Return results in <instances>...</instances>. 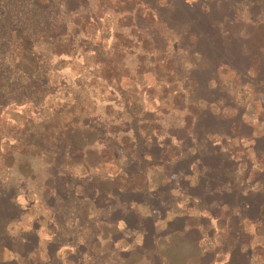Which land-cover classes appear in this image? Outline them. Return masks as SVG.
Instances as JSON below:
<instances>
[{"label": "trees", "instance_id": "16d2710c", "mask_svg": "<svg viewBox=\"0 0 264 264\" xmlns=\"http://www.w3.org/2000/svg\"><path fill=\"white\" fill-rule=\"evenodd\" d=\"M93 2L0 0V112L12 105L38 107L52 94L49 90L51 81L42 67L24 71L14 63L16 38L22 43L68 39L72 46L75 38L89 39L86 38L88 30L101 24L106 17L105 13H95ZM120 4H124V9L114 13H119L132 24L135 32L145 33L148 38L143 43L142 53L148 54L151 49L162 55L161 62L166 63L170 76L174 73L175 77L180 75L188 79L193 107H190L187 123L183 127L175 124L164 127L158 115L137 110L139 103L127 98L125 111L119 117L124 126L123 133L115 132L114 124L109 125L100 116H85L78 135L77 131L64 125L58 129V136L54 133L50 137L53 138L50 147L41 137L35 147L40 150L42 146L47 147L49 174L45 185L50 192L47 205L56 213V225L59 212L63 211L68 219L83 223L89 231L88 238L85 243L74 236L65 241L64 234L68 235V230L56 229L46 245L49 261L32 259L42 245L37 226L18 237L10 232L24 214L18 198L27 192L28 181L15 182L0 176V264H22L21 261L24 264H64L58 255L65 247L74 249V253L66 258L68 263L83 264L85 254L94 259L89 248L90 241L99 242L95 238L98 227L115 230L110 250L128 235L131 238L139 236L142 242L135 253L150 264H162L158 246L162 236L177 235L181 242L196 248L204 241L202 228H208L216 219L227 226L225 249L229 250V259L225 264H250L246 248L251 235L243 225L245 222L264 224V184L240 197L229 177L237 167V158L227 143L235 140L250 142L256 157L261 158L264 156V136H255L254 127L244 119L242 109L228 117L216 113L213 107L219 103L233 107L218 76L224 68L230 70L243 86L264 92V0H136L132 8L129 2L120 1ZM167 38H172L173 47ZM171 49L175 56L170 53ZM98 50L93 47L96 55ZM183 55L192 62L183 64ZM180 81L173 78L172 83ZM148 119L155 122L157 133L146 132L148 125L142 123L147 121L149 124ZM162 128L164 134L160 132ZM113 134L130 138L134 153L141 158L134 159L129 152L121 154L120 158L126 159V164L116 167L120 176L109 177L94 186L95 194L89 202L97 215L90 218L89 205L82 204L86 197L79 191L83 178L76 168L84 160L87 141L94 138L95 144L109 146V135ZM151 164L163 167L170 179H178L186 187L191 199L200 202L202 217L197 223L188 216L179 217L169 221L161 233L154 219L149 217L143 221L133 210V207L145 204L147 184L141 187L136 182L140 177L147 178L146 166ZM170 187L168 185L162 191ZM151 208L155 209L156 205L151 204ZM5 252L13 253L20 260H3ZM128 254L134 255V252ZM214 258L215 254L207 251L199 257V264H218Z\"/></svg>", "mask_w": 264, "mask_h": 264}, {"label": "rangeland", "instance_id": "374dc122", "mask_svg": "<svg viewBox=\"0 0 264 264\" xmlns=\"http://www.w3.org/2000/svg\"><path fill=\"white\" fill-rule=\"evenodd\" d=\"M93 1L95 13H105L106 17L101 24L88 30L86 38L89 39L82 41L74 37L75 44L72 46L68 39L22 43L16 38L12 55L14 63L24 71L42 67L51 81L49 90L52 94L38 107L32 104L12 105L0 112V176L15 182L28 181L27 192L18 198L24 214L10 228V232L12 236L18 237L22 232H29L37 226L42 245L31 257L43 262L49 261L46 245L56 229L68 230V235L63 233L65 241L74 236L81 243H85L89 232L81 221L73 222L63 211L59 212L60 219L56 225V213L47 205L50 192L45 184L49 174V155L45 148L53 143L50 140L53 138L50 137L54 133L58 136L60 126L68 125L78 135L85 116H100L109 125L114 124L115 132L123 133L124 126L121 125L119 117L125 111V100L129 98L139 103H136L137 110L158 115L164 127L170 124L183 127L191 112L190 107H193L189 99L191 85L187 83L188 79L180 75L175 77L174 73L170 76L166 63L161 62L162 55L155 54L151 49H148V54H143V43L148 40L146 34L139 35L132 28V24L122 19L119 13H114L125 7L120 1L129 2L132 8V3L136 4V0ZM137 8L138 6L135 7ZM166 37L168 35L165 33ZM81 42L87 44L82 45ZM167 42L171 47L174 46L172 38H167ZM89 43L92 51L87 47ZM95 46L99 48L98 55L93 52ZM170 51L172 55H176L174 49ZM182 58L183 64L192 62L186 55ZM174 70L175 66L172 72ZM218 76L221 86L227 89L233 107L219 103L213 110L230 117L237 113V109H242L244 119L254 127L255 136H264V92L243 86L226 68ZM173 78L181 81L173 84ZM148 120L149 124L147 121L142 123L148 125L146 132L157 133L155 122ZM107 129L111 131L109 126ZM160 132L164 134V128ZM109 136V146L95 144L94 138L87 141V147L83 151L84 160L76 168V172L83 178L79 191L80 195L86 197L82 204L85 207L86 203L89 205L87 208L91 213L90 218L97 215L94 206L89 202L95 194L94 186L109 177L120 176L117 168L126 164V159L120 158L121 154L129 152L134 159L141 158V155L134 153L136 151L126 135ZM41 137L47 147L42 146L40 150L35 145L40 142ZM227 145L237 158V167L229 177L232 186L242 198L264 184V156L256 157L250 142L235 140ZM145 173L147 178L140 177L136 182L141 187L147 184L145 204L133 207L143 221L151 217L161 233H164L169 221L179 217L188 216L192 222H198L202 217L200 202L187 195L186 187L178 179H170L163 167L154 164L146 166ZM168 185L173 189L170 187L166 188L167 191H162ZM153 203L156 205L155 209L151 208ZM241 204L242 200L239 205ZM243 226L251 235L246 248L250 264H264V224L245 222ZM202 230L204 241L196 248L181 242L177 235L162 236L158 240L162 264H199V257L207 251L215 254L214 260L218 264H225L229 259V250L225 249L227 226L216 219L212 220L208 228ZM73 231L75 233H70ZM96 231L95 238L99 242L94 241L95 239L90 241L89 248L94 259H89L85 254L83 264H150L135 253L136 247L141 245V237L131 238L128 235L110 250V241L113 234H116L115 230L112 227H98ZM130 252H134V255L128 254ZM73 253L74 249L65 247L58 256L64 264H72L66 258ZM2 259L20 260L11 252L3 253ZM21 263L24 264L23 261Z\"/></svg>", "mask_w": 264, "mask_h": 264}]
</instances>
